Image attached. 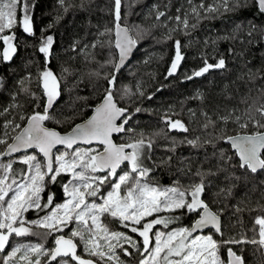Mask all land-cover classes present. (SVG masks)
Returning a JSON list of instances; mask_svg holds the SVG:
<instances>
[{
	"label": "snow or ice",
	"instance_id": "obj_1",
	"mask_svg": "<svg viewBox=\"0 0 264 264\" xmlns=\"http://www.w3.org/2000/svg\"><path fill=\"white\" fill-rule=\"evenodd\" d=\"M222 2L228 4L229 0ZM59 3L65 12L72 7L66 0H59ZM113 3L114 43L119 49V63L113 65V73L103 77L108 87L104 89L102 102L89 106L93 114L86 121L75 124L67 132L47 126L46 122H63L54 114V104L61 94V82L47 67V61L35 76L40 94L31 91L33 79L29 73L18 81L19 88L12 97L14 103L0 109V117H5L0 124V145L4 146L0 156L6 157L21 149L37 150L20 158L25 168L15 169L13 161L0 163V264H101L105 258L107 261L115 260L116 264H127L115 253L119 247L121 255L133 256V251L119 243L121 240L139 254L137 264H245L243 248L238 255L232 245L251 243L264 247V215L254 218L251 228L254 235L251 240L246 236L224 239L220 221L223 209L212 211L201 196L208 186V176L223 173L225 179L232 182L230 187L217 193L218 196L223 194L227 197L232 194L236 181L244 180L246 176L254 178L259 172H264V103L248 105L240 114H236L238 109H233L216 120L207 112H202L205 122L201 128L205 134L191 139L186 136L180 143L195 148L210 145L213 156L217 158L216 172L211 169L207 172L197 170L194 175L199 178L198 182L193 180L187 185H181L179 181H175L172 187L153 184L150 173L154 171V166L146 162L152 161L154 141L146 139L143 132L138 135L135 133L129 123L133 113L129 108L120 106V100L114 94L115 71L124 63L136 41L129 35V29L119 24L122 0H113ZM187 4L189 9L183 11L178 8L175 17H169L165 11L155 8V20L174 19L178 27L195 28L196 24L189 25V16L199 22L202 12L219 11L213 5H206L204 0H200L199 4L187 0ZM249 6L264 15V0H232L226 10L236 11ZM32 7V0H0V63L12 61L18 54L20 45L14 28L21 29L29 37H35ZM203 18L208 17L205 15ZM135 27L140 28L139 25ZM251 27L254 31L255 25ZM106 31L111 33L113 30ZM174 31L177 28L167 32L166 37L171 39ZM112 42L110 38L108 43ZM52 45L53 36L42 33L38 47H34L47 57ZM174 47L175 57L170 64L168 76L176 73L183 59L181 41L175 40ZM225 65L224 58H219L215 64L205 61L202 68L186 78L200 77L210 69H223ZM3 87V81L0 80V88ZM261 91L264 92V89ZM20 93L33 101L32 109L30 112L26 109L19 111L9 120L5 114H10V109H24L23 105L15 103ZM135 94L130 90L124 93L129 96ZM77 111L73 109L65 120L70 121ZM140 111L141 108H135L136 113ZM191 116L195 118L196 113L191 112ZM162 119L168 131H190L183 121L174 120L171 115L166 114ZM229 122L239 131L228 134L226 126ZM209 127L211 132L208 131ZM117 135L120 137L119 143L114 139ZM165 138H168L166 133ZM171 144L168 151H174L176 141H171ZM224 144L228 147L221 146ZM57 146H63L64 151ZM171 159L169 156L168 160ZM237 170L245 175H235ZM62 175L70 178L62 184L65 197L63 202L56 203L54 193L42 194L46 193L48 184L59 182L58 177ZM255 187L261 190V198L264 199V180H260ZM246 203H249L247 199L241 201L234 211L256 210L241 206ZM29 210H35L38 218L26 220L24 214ZM259 211L264 212V205H260ZM184 212L195 213L198 219L188 227L169 229V225L180 219ZM40 213L44 215L40 216ZM161 213L171 215L162 216ZM25 224L31 227H25ZM70 225L73 227L69 228ZM113 225L138 233L142 242L135 241L126 232L115 230ZM158 225L169 230L153 231ZM35 228L44 231H33ZM64 228H69L70 235L63 234ZM205 229H214L215 232L202 234ZM57 232L62 234L54 236L55 246L52 248H46L42 243L10 245V238L13 237L35 235L46 238ZM257 232L259 240L255 238ZM216 234H219V239L214 238ZM81 245L83 253L91 258L86 259L78 254L77 248ZM8 246L11 247L10 251L6 250ZM222 249L226 250V259L222 257Z\"/></svg>",
	"mask_w": 264,
	"mask_h": 264
},
{
	"label": "trees",
	"instance_id": "obj_2",
	"mask_svg": "<svg viewBox=\"0 0 264 264\" xmlns=\"http://www.w3.org/2000/svg\"><path fill=\"white\" fill-rule=\"evenodd\" d=\"M66 2L72 5L67 12L59 0H32L31 17L35 37H29L21 29L14 28L20 45L18 54L12 61L0 63V80L4 84L0 88V109H3L14 103L12 97L19 88L18 81L29 73L33 79L31 91L40 94L35 84V76L37 70L44 68L47 61V67L61 82V94L54 105V114L63 122L46 123L48 127L61 132H67L75 124L85 120L92 112L89 106H95L102 100L104 89L108 87L103 77L113 73V65L117 61L114 50L113 0ZM193 2L199 4L200 0ZM204 3L217 7L219 11L202 12L199 22L189 16V25L196 24V27L187 29L178 27L174 19L155 20V8L165 11L169 17H175L178 8L183 11L189 9L187 0H122L121 3L119 24L129 29L136 41L137 50L128 65L116 75L114 94L120 100V106L129 108L133 113L129 123L135 133L138 135L143 132L146 139L151 138L154 141L152 161L146 163L154 166V171L150 173L151 182L161 187H172L175 181H179L181 185H187L193 180L198 182L199 178L194 175L197 170L207 172L211 169L216 172L217 158L213 156L210 145L195 148L180 143L186 136L191 139L205 134L201 128L205 122L202 112H207L216 120L233 109H238L236 114H240L248 105L255 103L258 106L259 103H264V92L261 91L264 89V15L251 6L227 11L232 0L228 4H223L222 0H204ZM205 15L208 18H203ZM49 25L52 27L49 28ZM136 25L140 28L137 29ZM252 25H255L254 31ZM173 28H177V31L172 32V38L168 39L166 33ZM107 29L113 31L108 33ZM42 33L53 36V45L47 57L34 47H38V39ZM110 38L113 41L111 44L108 43ZM175 40L181 41L183 59L176 73L168 76L170 64L175 57ZM219 58L225 59V68H213L200 77L186 78L202 68L205 61L215 64ZM125 90L136 94L124 95ZM15 103L23 105L24 109H10V114H5L9 120L19 111L26 109L30 112L33 101L20 93ZM137 107L142 111L136 113ZM73 109L78 110L75 116L70 121L65 120ZM191 112L196 113L195 118L191 116ZM61 113L64 115H60ZM166 114L171 115L174 120L183 121L190 131H168L162 119ZM4 119L5 117H0V124ZM208 131H212L211 127ZM226 131L228 134H235L239 130L229 122ZM114 139L117 143L121 142L119 136ZM173 140L176 141L175 149L168 151ZM221 146L228 147L226 144ZM3 148L0 145V150ZM169 156L172 157L171 160H168ZM18 157L20 156L2 159L0 163L13 161L15 169L25 168ZM235 175L245 174L237 170ZM69 178L67 175L58 177L59 182L48 184L46 193L42 195L54 193L55 202L60 203L64 199L62 184ZM260 180H264V172H259L254 178L246 176L244 180L236 181L232 194L225 197L223 194L218 196L217 193L230 187L232 182L226 180L223 173L207 177L208 186L201 199L214 212L223 209L220 218L224 239L233 236L237 239L244 236L249 240L253 238L251 228L254 218L264 215V212L259 211L260 205H264V199L261 198V190L255 187ZM246 199L249 203L241 206L256 210L235 212V206ZM24 215L30 219L38 218L35 210H29ZM43 215L44 213H40V216ZM197 218L195 213L184 212L180 219L169 225V229L188 227ZM113 227L126 232L135 241L142 242L138 233H131L120 225ZM157 229L164 232L169 230L163 225L156 226L153 231ZM214 238L219 239V234L214 235ZM255 238L259 240L258 232ZM232 247L238 255L243 248L245 264H264V255H261L263 248L258 244L246 243ZM128 248L133 251V256H122L120 260L127 264H137L139 254L131 246ZM82 249V245L77 248L78 254L84 255ZM221 253L226 259V250L222 249ZM101 264H116V261H107L105 258Z\"/></svg>",
	"mask_w": 264,
	"mask_h": 264
},
{
	"label": "rangeland",
	"instance_id": "obj_3",
	"mask_svg": "<svg viewBox=\"0 0 264 264\" xmlns=\"http://www.w3.org/2000/svg\"><path fill=\"white\" fill-rule=\"evenodd\" d=\"M55 152V151H54ZM25 154H28V153H24L22 155H20V157H18L19 159L25 155ZM65 198V197H64ZM63 200L60 202L62 203ZM18 226V225H17ZM25 227H31V225L29 224H25ZM73 227L72 225L69 226V228ZM69 228H64V233L63 234H66V235H70V231H69ZM33 231H36V232H43L44 230L43 229H39V228H35L33 229ZM59 232L57 233H54L53 236H52V239H51V235H49L48 237H41V236H35V235H26L24 237H13V238H10V245H15V244H36V243H42L44 244V246L46 248H52L53 246V241H54V236L56 235H61V234H58ZM76 239V238H75ZM142 240V239H141ZM113 243H116L115 241H113ZM120 244H123L124 247H130V245L126 244L123 240H121L119 242ZM263 248V252H264V247ZM7 251H10L11 250V247L8 246L6 248ZM83 250V249H82ZM104 251H107V248H104L103 249ZM115 253L116 255L120 256V258H122L123 255H121L120 253V248L117 247L115 249ZM19 255V254H18ZM82 255V254H81ZM83 258H90L89 256H87L86 253H84V255H82ZM34 258V257H33ZM43 259V258H42ZM115 261V260H114ZM52 264H55V262H52ZM73 264V263H72Z\"/></svg>",
	"mask_w": 264,
	"mask_h": 264
},
{
	"label": "water",
	"instance_id": "obj_4",
	"mask_svg": "<svg viewBox=\"0 0 264 264\" xmlns=\"http://www.w3.org/2000/svg\"><path fill=\"white\" fill-rule=\"evenodd\" d=\"M121 26V25H120ZM121 27H125V26H121ZM114 33H115V29H114ZM25 34V33H24ZM25 35H27V34H25ZM129 35L131 36V34H130V31H129ZM28 36V35H27ZM132 37V36H131ZM133 38V37H132ZM114 41H115V35H114ZM114 50H115V52H116V55H117V61H116V64L117 63H119V49H117L116 47H115V43H114ZM136 50H137V44L135 43V45L131 48V50L128 52V54H127V56H126V58H125V60H124V63L121 65V67L119 68V70L118 71H115V75H117V74H119L127 65H128V63L131 61V59H132V57H133V55H134V53L136 52ZM102 102V100L99 102V103H101ZM56 103V102H55ZM98 103V104H99ZM55 105V104H54ZM93 113L91 112L90 113V115L85 119V120H83V121H81V122H79V123H82V122H84V121H86L91 115H92ZM71 130V129H70ZM69 130V131H70ZM119 135H117V136H115L114 138H116V137H118ZM11 142V141H10ZM57 147H59L60 149H63V146H57ZM33 151H37V150H34V149H21V151L20 152H18V153H12L11 155H8V156H0V160H2V159H10V158H14V157H17V156H20V155H22V154H24V153H30V152H33ZM53 151H55V149H53ZM198 219V218H197ZM220 221H221V218H220ZM207 231H213V232H215V230L214 229H205L204 230V232L203 233H205V232H207Z\"/></svg>",
	"mask_w": 264,
	"mask_h": 264
},
{
	"label": "flooded vegetation",
	"instance_id": "obj_5",
	"mask_svg": "<svg viewBox=\"0 0 264 264\" xmlns=\"http://www.w3.org/2000/svg\"><path fill=\"white\" fill-rule=\"evenodd\" d=\"M34 217H35V215H34ZM24 218L26 219V220H34V219H37V218H32V219H30V217L29 216H27V215H24ZM58 234H62V233H58ZM52 236H53V234L51 235V239H52ZM56 236H58V235H56ZM53 247L55 246V242L53 241V245H52Z\"/></svg>",
	"mask_w": 264,
	"mask_h": 264
}]
</instances>
